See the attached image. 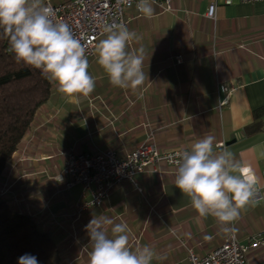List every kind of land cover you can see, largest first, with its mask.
Instances as JSON below:
<instances>
[{
	"label": "crops",
	"instance_id": "crops-1",
	"mask_svg": "<svg viewBox=\"0 0 264 264\" xmlns=\"http://www.w3.org/2000/svg\"><path fill=\"white\" fill-rule=\"evenodd\" d=\"M211 4L214 18L206 15ZM152 6L151 18L134 7L125 11L126 26L140 37L129 41L127 50L143 49V85L136 90L111 85L97 62L96 49L106 35L98 38L88 68L95 78L94 91L81 96L79 104L68 103L50 81L48 101L37 110L1 173L0 196L12 210L31 215L55 240L61 264H88L86 226L100 215L126 223L132 250L147 245L161 257L152 264H188L189 250L201 257L230 236L246 243L264 231V198L241 211L231 225L235 232L222 231L211 216L197 223L190 199L175 186L177 168L164 163L157 166L159 173L147 170L134 176L141 192L124 182L99 208L78 216L73 205L82 187L64 190L56 180L70 150H111L123 157L151 133L161 150L190 151L211 135L214 153L227 148L255 170L264 196V117L258 131H245L253 113L264 107V2L171 0L170 11ZM111 227L105 225L109 236ZM247 259L264 263V249L250 250Z\"/></svg>",
	"mask_w": 264,
	"mask_h": 264
},
{
	"label": "clouds",
	"instance_id": "clouds-1",
	"mask_svg": "<svg viewBox=\"0 0 264 264\" xmlns=\"http://www.w3.org/2000/svg\"><path fill=\"white\" fill-rule=\"evenodd\" d=\"M137 10L151 18L150 0H139ZM55 13L44 0H0V35L9 40L16 61L41 71L55 82L57 92L68 103H80L95 89V78L88 72L86 49L68 24L54 19ZM106 38L97 46V62L112 86L138 89L145 81L143 49L127 50L128 42L140 37L123 23L104 29ZM215 137L208 135L195 142L190 151L178 153L175 186L185 194L200 218L213 217L224 232H235L234 222L241 211L257 203L259 177L248 164L236 159L227 148L214 153ZM217 147H219L217 145ZM105 225H112L111 236ZM91 250L88 264H152L161 259L151 247L132 250L129 227L114 223L107 216L93 217L86 226ZM19 264H38L35 256L25 254Z\"/></svg>",
	"mask_w": 264,
	"mask_h": 264
},
{
	"label": "built area",
	"instance_id": "built-area-1",
	"mask_svg": "<svg viewBox=\"0 0 264 264\" xmlns=\"http://www.w3.org/2000/svg\"><path fill=\"white\" fill-rule=\"evenodd\" d=\"M138 2L139 0H70L52 3L46 0L45 4L53 9L56 21L69 25L74 36L85 47L88 60H91L95 55L98 38L107 35L104 31L105 27L120 22L126 25L125 11L132 7L137 10ZM150 2L157 4L164 11L171 10V0H150ZM231 2L232 0H224L225 4ZM240 2L253 4L264 0H240ZM214 12L215 4L209 5L207 17L214 18ZM180 62V57H175V63ZM183 151L187 150L159 149L153 142L151 133L144 143L123 157L117 156L111 150L97 153H76L70 150L64 154L56 180L63 183L64 190L74 186L82 187L80 199L73 205L74 212L78 216L91 208H99L113 190L124 182L131 183L138 192H141V188L134 181L135 175L143 174L147 170L159 173L157 166L160 163L177 168L179 159L177 154ZM262 176L264 179V172ZM263 198V192L259 188L256 200L259 202ZM258 248L264 249V231L250 236L246 243H240L230 236L220 246L201 257L189 250L187 260L188 264H264L253 263L247 259V253Z\"/></svg>",
	"mask_w": 264,
	"mask_h": 264
},
{
	"label": "trees",
	"instance_id": "trees-1",
	"mask_svg": "<svg viewBox=\"0 0 264 264\" xmlns=\"http://www.w3.org/2000/svg\"><path fill=\"white\" fill-rule=\"evenodd\" d=\"M50 95L51 82L40 70L18 63L8 38L0 35V176ZM263 117L264 107L253 113L245 131H258ZM25 254L35 256L38 264H61L55 240L31 215L12 210L0 196V264H19Z\"/></svg>",
	"mask_w": 264,
	"mask_h": 264
},
{
	"label": "rangeland",
	"instance_id": "rangeland-1",
	"mask_svg": "<svg viewBox=\"0 0 264 264\" xmlns=\"http://www.w3.org/2000/svg\"><path fill=\"white\" fill-rule=\"evenodd\" d=\"M23 158L24 157H20V159L18 160L20 163H23V162H21V160H23ZM20 174H21V176H24L26 173H25V170L22 168V169H20Z\"/></svg>",
	"mask_w": 264,
	"mask_h": 264
}]
</instances>
